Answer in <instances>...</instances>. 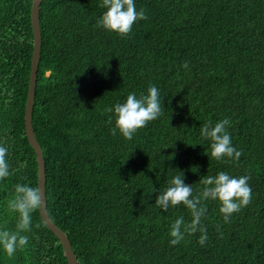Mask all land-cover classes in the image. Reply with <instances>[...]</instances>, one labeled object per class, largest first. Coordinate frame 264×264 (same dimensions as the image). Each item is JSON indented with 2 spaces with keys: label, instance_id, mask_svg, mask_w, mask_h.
Segmentation results:
<instances>
[{
  "label": "trees",
  "instance_id": "trees-1",
  "mask_svg": "<svg viewBox=\"0 0 264 264\" xmlns=\"http://www.w3.org/2000/svg\"><path fill=\"white\" fill-rule=\"evenodd\" d=\"M32 1L0 0V144L11 172L0 180V228L9 230L13 185L38 188L24 125ZM101 3L42 0L39 13L32 123L48 214L77 264H264V0H136L147 19L124 36L96 25ZM149 83L164 96L163 115L131 140L114 134L105 109ZM224 117L238 160L207 156L210 141L199 135L200 124ZM219 170L249 176L250 203L225 223L218 202L207 201L206 244L196 233L169 245L171 221L190 213L183 205L161 212L159 188L182 171L195 192L202 175ZM32 218L27 246L11 257L0 250V264H68L38 207Z\"/></svg>",
  "mask_w": 264,
  "mask_h": 264
},
{
  "label": "clouds",
  "instance_id": "clouds-1",
  "mask_svg": "<svg viewBox=\"0 0 264 264\" xmlns=\"http://www.w3.org/2000/svg\"><path fill=\"white\" fill-rule=\"evenodd\" d=\"M100 6L103 11L96 19V25L121 36L129 34L135 22L147 19L145 10L137 8L136 0H102ZM182 67L187 70L188 63L185 61ZM163 97L159 87L153 83H149L139 94L129 91L123 101L114 102L105 109L111 114L109 123L113 125V133H119L124 139L131 140L138 129L163 115ZM229 125L228 117L215 122L205 121L199 125L200 137L210 141V152H205L207 156L210 155L216 160L239 159L241 151L232 143L227 130ZM7 153V147L0 144V180L11 175ZM164 158L163 156L160 163ZM248 180L247 175H233L229 171L219 170L215 175H202L199 179L201 187L194 192L193 183L184 181L182 171L168 177L163 189L159 188L156 193L154 204L161 212L183 205L190 213L189 220L180 215L171 221L167 233L169 245L179 244L186 234L199 233L197 243L204 246L208 240V231L202 219L207 212L206 202H218V212L225 223L229 222L232 214L247 206L252 199ZM153 191L152 186L151 193ZM40 203V189L28 183L13 185V194L6 204L8 209L17 214L15 227L13 230L0 228V250L7 256L11 257L18 249L27 246L29 237L25 233L31 230L32 212Z\"/></svg>",
  "mask_w": 264,
  "mask_h": 264
},
{
  "label": "water",
  "instance_id": "water-1",
  "mask_svg": "<svg viewBox=\"0 0 264 264\" xmlns=\"http://www.w3.org/2000/svg\"><path fill=\"white\" fill-rule=\"evenodd\" d=\"M42 0H33L31 7V25L33 31V51L31 58V70L29 76V86L28 93L25 105L24 113V125H25V134L29 141V144L33 148L36 154V161L38 164V189L41 192V203L38 206L39 214L44 222V224L56 235L60 243L63 246L68 264H77V256L75 255L71 243L67 235L52 221L48 214L47 205H46V164L44 159V154L41 149V146L35 136L33 123H32V114L33 107L35 102V91L37 83V73L39 68V60L42 47V36L40 30V5Z\"/></svg>",
  "mask_w": 264,
  "mask_h": 264
}]
</instances>
